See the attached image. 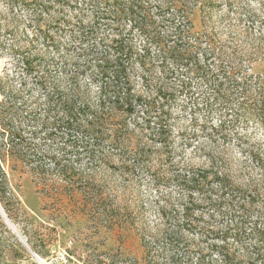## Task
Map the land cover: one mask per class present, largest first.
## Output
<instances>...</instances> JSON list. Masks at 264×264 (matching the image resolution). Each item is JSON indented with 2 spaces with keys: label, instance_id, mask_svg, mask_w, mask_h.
I'll return each mask as SVG.
<instances>
[{
  "label": "rangeland",
  "instance_id": "obj_1",
  "mask_svg": "<svg viewBox=\"0 0 264 264\" xmlns=\"http://www.w3.org/2000/svg\"><path fill=\"white\" fill-rule=\"evenodd\" d=\"M185 1L0 0V166L8 201L6 209L0 203V264H162L175 253L184 255L169 234L179 226L194 261L200 256L222 264L215 253L226 246L250 263L264 264V256L253 255L254 239L245 241L247 254L235 239L224 240L238 216L227 205L243 202L250 181L262 184L264 123L241 109L254 87L238 88L227 110L205 105L212 79L191 73L164 47L148 42L137 21L151 20L148 31L164 34L166 43L202 47L209 60L203 64L200 56L198 64L207 71H215L210 52L216 49L239 66L236 80L250 74L263 80L264 0ZM129 48L135 93L170 106L162 120L155 119L169 124L168 141L143 131L137 113L127 118L133 142H146L152 153L139 164L134 144L106 140L93 159L88 152L77 157L69 143L49 140L54 130H43L41 119L57 97L56 86L68 90L78 84L96 102L102 82L97 67ZM146 49L150 58L137 55ZM8 122L20 126V137L7 138ZM52 155L85 178L64 180ZM218 171L243 188L241 194L225 188L222 208L216 204L222 190L213 179ZM191 172L209 174L201 192L182 188ZM184 207L191 209L186 220Z\"/></svg>",
  "mask_w": 264,
  "mask_h": 264
},
{
  "label": "trees",
  "instance_id": "obj_2",
  "mask_svg": "<svg viewBox=\"0 0 264 264\" xmlns=\"http://www.w3.org/2000/svg\"><path fill=\"white\" fill-rule=\"evenodd\" d=\"M180 1L183 5L186 3L185 0H179V2ZM115 6L119 7L121 4L119 3ZM140 17L141 18H137V21L140 24L142 22L143 28L140 26L141 33L144 34L146 32L145 36L147 35V37H149L146 38L148 42L151 43L153 40L158 46L161 45L162 48L164 47L163 50L166 55L171 58L173 57L176 62H181L183 66L186 64V70L191 71V73L212 79L210 81L212 87L211 94L209 97L203 99L205 105H215L216 109L220 108V110H227L230 105V100L235 92L238 91V88H242V91H252L254 87V92L249 93L248 98H245L241 102L246 108L244 109L243 107L241 109L245 111L249 110L246 111L247 115L251 113L258 115L262 123H264V79L261 80L258 74L254 77L250 74L249 79L246 78L244 80L242 77L239 81L236 80L235 77H241V72L237 68L239 66L234 64L230 65L229 61L225 59L224 54L216 49L210 52V55L215 59V61L213 60L216 64L215 71H207L208 69H205V66L198 64L201 61L200 56L202 57L203 64L209 60L204 56L205 53L202 47L197 45L198 50L194 51L191 50L192 45L190 46L189 42H183L181 45L166 43L164 34L153 32V35H151V32L148 31L149 27L152 26V21L150 20V23L147 17ZM196 40L199 41V38ZM199 42L202 43V41ZM132 51L133 50L129 48L126 49L125 52H117L118 56H116L115 60H106L107 62L97 67L98 75L102 79V82L98 87L99 96L96 102L92 101L88 89H81V86H78V84L72 85L68 90L61 88L59 85L56 86L53 93L57 97L55 100H52V105L45 111V116L41 119L43 123L42 126L44 124L47 125L42 128L43 130H54V132L49 134V140L57 141L59 139L60 142H64L65 144L69 143V146L77 152V157L88 152L93 159L97 157L95 149L102 147V143L106 140H111L123 147L134 144L137 146L134 150L137 159L134 160V162L137 161V164H139L140 162H145L144 159L150 157L152 153H150V149L147 148L148 144L146 142H139V140L135 143L133 142L134 133L130 128L127 118L135 116L137 113L141 116L143 122V128L141 129L143 131L150 129L151 135H158L160 142L163 141V143H166L168 141L171 131L169 124L164 122V120L159 122L155 119L160 120L163 118V116L169 112L170 106L164 102L160 103L157 98H149L147 100V98L145 99L143 96L135 93L130 78V70L133 66L127 60L130 59L128 53L132 55ZM149 54V51L147 52L146 49L143 55L141 53L137 55H140L141 58H150ZM124 55L126 58H124ZM147 55L148 57H146ZM192 60H196L195 66H193ZM142 61L143 60H138L139 63H143ZM190 65L192 67H190ZM178 66L181 65L178 64ZM253 78H255V80ZM231 82L232 84L235 82L232 87L230 85ZM3 131L8 133L7 138H10V140L11 138L20 137L21 134L20 126L18 125L15 127L13 122H8L3 128ZM78 133L81 135V139L76 135ZM17 146L18 144H15L10 149L15 150ZM65 155H67V153H63L62 157H65ZM56 157L55 155L50 156L53 161L55 159V166H57L64 180L69 177L73 179L85 178V175L73 165L63 164L58 157L57 161ZM2 174H4V172L0 166V203L6 209L8 204L6 196L7 183L6 180H3V182L1 181ZM226 174L218 171L213 175L214 182L220 184L222 190V195L216 200V204L219 203L217 205L219 208L226 207L227 205L225 200H223L226 194L224 191L225 188L228 189L227 191L229 192L238 191L240 194L243 190L242 187L238 188L239 186L230 184V180ZM189 175L182 179V188H185L191 193H198L205 189L206 186H204L203 181L207 180L209 175L207 172H191ZM262 184L261 186L255 181H250V183L246 185L243 202H235L232 205H227L232 209L236 208L238 216L233 217V219L237 221V224L232 228L230 227L228 231L224 233V240L228 237L235 239L241 244L246 254L250 251V247H248L245 241H248L247 239H254L255 244H251V246L253 247L252 251H254L253 255H256L255 257L257 259L264 256V254H261L264 253V170L262 174ZM230 188H235L237 190H229ZM80 191L84 193L83 190ZM221 203H223V205H220ZM189 210L191 209L184 207V220H186V216L188 217ZM252 214H256L255 220L251 218ZM0 223H2L1 216ZM169 234L170 236L174 235V240L177 245L182 246L184 255L179 256L175 253L162 264H219L216 262L206 263L203 259L199 258L200 256L194 261V255H191V249L193 247L189 244V240L185 238L182 239L184 232L181 226H179L177 232L172 231V233L169 232ZM197 253L200 254V252ZM215 254L221 256L220 259L222 264H253L244 260L242 255H238L237 252L230 247L219 246ZM248 257L252 256L249 255ZM182 258L187 259L186 262H184ZM31 264L36 263L34 262Z\"/></svg>",
  "mask_w": 264,
  "mask_h": 264
},
{
  "label": "water",
  "instance_id": "obj_3",
  "mask_svg": "<svg viewBox=\"0 0 264 264\" xmlns=\"http://www.w3.org/2000/svg\"><path fill=\"white\" fill-rule=\"evenodd\" d=\"M2 213L4 214V212L2 211ZM36 256V255H35ZM36 259L38 260V262H40L39 258L36 256ZM41 264V263H40Z\"/></svg>",
  "mask_w": 264,
  "mask_h": 264
}]
</instances>
